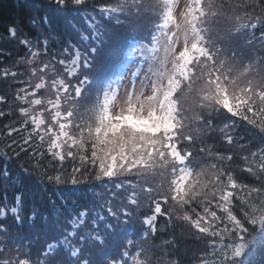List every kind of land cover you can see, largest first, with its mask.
Masks as SVG:
<instances>
[{
    "label": "snow or ice",
    "instance_id": "snow-or-ice-1",
    "mask_svg": "<svg viewBox=\"0 0 264 264\" xmlns=\"http://www.w3.org/2000/svg\"><path fill=\"white\" fill-rule=\"evenodd\" d=\"M18 7L0 264H264V0Z\"/></svg>",
    "mask_w": 264,
    "mask_h": 264
},
{
    "label": "trees",
    "instance_id": "trees-1",
    "mask_svg": "<svg viewBox=\"0 0 264 264\" xmlns=\"http://www.w3.org/2000/svg\"><path fill=\"white\" fill-rule=\"evenodd\" d=\"M26 10L18 7V0H0V37L4 36V26L7 25L10 21L17 20L21 17H26ZM34 32V30H32ZM25 32L29 33V26L27 25V21L25 19ZM0 45H3V51L6 53L11 51L12 58H4L5 64L7 66H11L12 61L19 56L25 55V50L20 45H12L6 42V39H0ZM0 88H3V84L0 83ZM11 91V90H9ZM3 145L0 144V147ZM64 194H74L73 199L76 196L82 195V191L80 189L72 188L69 192ZM185 229L187 225L184 226Z\"/></svg>",
    "mask_w": 264,
    "mask_h": 264
},
{
    "label": "rangeland",
    "instance_id": "rangeland-1",
    "mask_svg": "<svg viewBox=\"0 0 264 264\" xmlns=\"http://www.w3.org/2000/svg\"><path fill=\"white\" fill-rule=\"evenodd\" d=\"M140 59L139 55L136 54L135 61H138Z\"/></svg>",
    "mask_w": 264,
    "mask_h": 264
}]
</instances>
